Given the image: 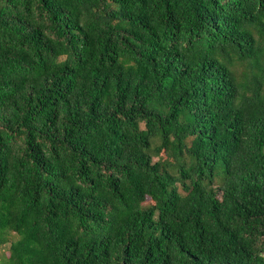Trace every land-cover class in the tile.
<instances>
[{
	"label": "trees",
	"instance_id": "1",
	"mask_svg": "<svg viewBox=\"0 0 264 264\" xmlns=\"http://www.w3.org/2000/svg\"><path fill=\"white\" fill-rule=\"evenodd\" d=\"M6 244L264 264V0H0Z\"/></svg>",
	"mask_w": 264,
	"mask_h": 264
},
{
	"label": "rangeland",
	"instance_id": "2",
	"mask_svg": "<svg viewBox=\"0 0 264 264\" xmlns=\"http://www.w3.org/2000/svg\"><path fill=\"white\" fill-rule=\"evenodd\" d=\"M242 67L243 66H238L237 67V70L238 71H241L242 70ZM154 160H157V158H155ZM154 203L150 200V199H147L143 204H142V207L143 208H149L151 206H153ZM13 238H15V235H13ZM8 247H9V244H6L5 246H2L0 247V261L3 259V258H6L8 256Z\"/></svg>",
	"mask_w": 264,
	"mask_h": 264
}]
</instances>
